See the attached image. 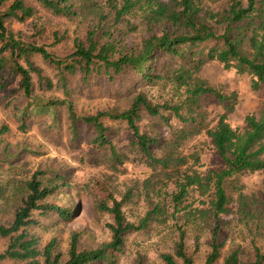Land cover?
Returning <instances> with one entry per match:
<instances>
[{
  "label": "trees",
  "instance_id": "obj_1",
  "mask_svg": "<svg viewBox=\"0 0 264 264\" xmlns=\"http://www.w3.org/2000/svg\"><path fill=\"white\" fill-rule=\"evenodd\" d=\"M37 1L53 14L67 17H79L83 10L88 9L97 19V24L88 30L85 41L74 40L75 48L70 55L58 58L45 46L24 41L6 26L7 20L22 22L36 16V7L26 0H11L9 4L0 0V88H4L8 80L19 77L24 97V104L14 109L19 127L24 130L27 118L44 114L50 116L51 124L56 127L58 108L65 106L68 129L73 139H78L80 123L91 126V146L97 151L98 160L107 162L116 171L127 161L128 155L119 151L110 139V126L106 122H122L132 133L134 152L157 178L145 181L143 193L148 208L137 223L127 221L122 211L123 204L133 196L131 190L125 191L119 200L112 195L107 199L95 196L94 209L111 215L112 222L107 223L110 239L97 246L82 247L78 232H72L66 255H63L57 250L55 238H51L41 249L39 238L27 231V227L39 223L33 216L34 211L43 217L54 214L65 221L73 214L72 208L49 200L60 188L69 185L65 177L55 169L37 168L23 181L25 195L16 207L11 222L0 223V237L7 238L5 248L0 252V263L113 264L117 253L122 251L127 233L145 229L150 222L165 224L180 211L190 208L191 204H185V200L194 189L200 195L209 196L207 201L201 202L206 204V209L191 210L202 217L207 212L217 216L232 211L230 203L234 199L228 194V188L237 192L236 204L241 216L247 218L255 212L260 214L264 211V200L259 203L257 199L243 194L241 187L233 183V176L264 168V103L257 114L245 115L242 130L233 128L227 117L235 109L237 93L222 91L200 75L206 62L217 61L224 69L233 68L238 74H247L252 90L264 89V0ZM136 18L150 34L141 40L137 49L125 50L124 46L116 43V38L111 39V28L119 27L123 34L130 33L136 29L133 22ZM105 36L107 39H103ZM202 44L210 45L194 50ZM159 54L182 61L176 68L171 66L169 71L159 74L154 72V60ZM34 55L55 67L65 95L68 76L80 74L82 80L87 81L92 74L104 69L108 75L132 70L140 82L151 84L168 78L172 73L177 88H182L183 99L177 103H153L139 91L122 109L108 108L91 115H79L68 98L45 97L37 92L34 78L38 80L39 89H50L53 84L33 61ZM204 95L214 96L223 110L210 128H206L207 114L202 110L201 97ZM165 111L177 118L182 126L169 139L162 140L163 153L156 155L153 148L162 145L161 140L142 132L139 122L144 112L159 116L168 123V118L163 116ZM203 129L223 161L218 170L198 171L194 166L199 165V152L186 155L179 150L187 139ZM6 130L7 127L2 126L0 131ZM49 175L52 178H48ZM156 183H160V189L164 191L172 183L173 190L153 200V194L148 189ZM151 189L154 190V187ZM218 234L219 226L215 223L211 230L210 249L202 264H217L223 247V241L218 242ZM185 239V230L178 226L173 252L159 255L164 264H194ZM238 253V249L231 250L223 258V264H264V251L259 248L254 249L252 262L241 261Z\"/></svg>",
  "mask_w": 264,
  "mask_h": 264
},
{
  "label": "rangeland",
  "instance_id": "obj_2",
  "mask_svg": "<svg viewBox=\"0 0 264 264\" xmlns=\"http://www.w3.org/2000/svg\"><path fill=\"white\" fill-rule=\"evenodd\" d=\"M10 1L6 0L5 4ZM26 1L36 7V16L22 22L7 20V28L20 35L26 42L45 46L58 58L70 55L75 48L74 40L85 41L88 30L97 24V19L88 9L74 18L53 14L43 8L37 0ZM133 22L136 23V29L127 34H123L119 27L111 28V39L116 38V43L124 46L125 50L137 49L141 40L150 34L139 18ZM104 26L109 28L107 23H104ZM103 39H107V36ZM209 45L202 44L194 50ZM32 59L53 84L50 89H39L38 80L34 78L37 92L45 97L53 95L68 98L79 115H91L108 108L122 109L139 91L153 103H177L183 99L182 88H177L171 77L172 73L168 78L151 84L140 82L138 75L132 70L119 75H108L104 69H101L100 73L92 74L87 81L82 80L80 74L68 76L65 95L55 67L38 55H34ZM181 61L159 54L154 60V72L160 74L162 71L164 74L171 66L176 68ZM200 75L210 85L219 87L222 91L237 93L235 109L227 117L233 128L242 130L245 126V115L257 114L264 103V89L252 90L250 77L245 73L238 74L233 68L224 69L217 61H208L202 66ZM201 103L202 110L207 114L206 128H210L223 110L217 99L211 95L202 96ZM23 104L19 77L8 80L4 88H0V130L2 126L7 127L6 131H0V223L11 222L16 207L25 195L23 181L37 168L55 169L65 177L69 185L60 188L49 200L73 209L72 216L66 221L54 214L39 216L38 211H34L33 216L39 223L27 227V231L39 238L41 249L51 238H55L57 250L66 255L72 232H78L79 244L82 247H93L108 241L111 233L107 223L112 222V218L110 214L94 209L95 196L107 199L112 195L119 200L125 191L131 190L133 196L123 204L122 211L127 221L137 223L148 208L143 193L145 181L148 178L155 180L157 175H154L152 169L134 152L132 133L127 126L122 122H106L110 126V139L119 151L128 155L127 161L115 171L107 162L98 160L97 151L92 149L91 126L80 123L78 139H73L68 129L65 106L58 108L56 127L51 124L50 116L44 114L27 118V125L23 130L14 115L15 107ZM182 111L185 112V109ZM163 116L168 118L169 125L161 117L143 112L139 122L140 130L157 136L161 142L163 139H169L182 124L167 111L163 112ZM161 144L153 148L156 155L163 153L164 143ZM179 150L186 155L194 151L199 152V165L194 168L200 172L206 169L218 170L223 166L222 159L216 154L204 129L187 139ZM233 177V183L241 187L243 194L257 199L259 203L264 200V168ZM48 178L52 177L49 175ZM152 186L154 190L151 189ZM152 186L148 192L153 194V200H158L166 191L173 190L172 183L166 191L160 189V183ZM227 192L234 199L230 203L232 211L217 216L207 212L205 217H202L191 210L206 209V204L201 202L207 201L209 196L192 190L185 200V204H191V209L180 211L165 224L150 222L145 229L127 233L122 251L117 253L113 264H164L159 255L162 252H173L178 226L185 230L186 249L193 254L194 264H202L210 249L211 230L215 223L219 226L218 242L223 241L217 264H223V258L233 249L239 250L241 261L252 262L255 248L264 251V211L260 214L255 212L247 218L241 216L237 210V192L229 188ZM6 243L7 238L0 237V252ZM0 264L23 263L3 261Z\"/></svg>",
  "mask_w": 264,
  "mask_h": 264
}]
</instances>
